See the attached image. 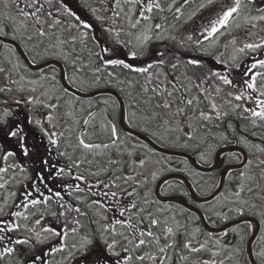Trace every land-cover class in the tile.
I'll use <instances>...</instances> for the list:
<instances>
[{
  "label": "snow or ice",
  "instance_id": "obj_1",
  "mask_svg": "<svg viewBox=\"0 0 264 264\" xmlns=\"http://www.w3.org/2000/svg\"><path fill=\"white\" fill-rule=\"evenodd\" d=\"M52 2L15 0V17L0 14V50L11 53L18 47L17 41H23L31 45L32 52L31 60L24 57V65L18 59L16 63L0 60L7 65L0 66V189L21 185L19 197L13 193L11 204L7 200L0 204V264H81L90 255L96 257L94 264H170L168 253L178 247L174 237L181 226L176 222L174 230L167 218H160L164 208L152 207L167 198V191L159 199L150 198L151 182L162 171L184 174L171 183L163 180L167 190L183 187L191 177L200 190L183 195L198 203L197 210L208 205L219 220L232 221L231 231L239 239L257 230L252 219L264 218V136H256L257 130L264 129V0H206L199 8L214 5L212 14L202 16L204 23L180 40L162 33L176 27L168 23V15L180 22L193 0H104L100 9L104 14L96 20L108 25L102 31L112 43L93 39L100 51L91 55L101 67L92 73V83L82 78L84 65L79 55L73 58V54L88 36V31L79 29L92 30L93 25L82 21L62 0L51 10ZM62 12L75 22L62 21ZM195 15L190 13L188 19ZM122 34L128 39H120ZM221 37L230 38L222 46L228 49L231 45L232 54L229 59H224L223 53L215 57L221 68H207L202 57L221 47ZM153 39L164 43L154 49L150 62H128L143 57ZM186 47L200 55L188 56L187 51H181ZM178 52L187 59L181 60ZM65 64L71 65L67 74ZM181 66L186 71L177 74ZM109 67L144 77L138 95L130 97L126 123L131 127L123 136L108 118L110 96L97 98L96 103L104 105V119L91 132L87 127L100 74ZM14 71L19 76L15 80L11 79ZM29 74L35 78L25 83ZM119 75L107 72L118 84H131L127 78L120 81ZM85 99L89 119H83L73 144L74 126L79 124L77 116ZM25 109L28 112L21 119L20 112ZM242 121L246 123L239 133ZM86 136L107 139L94 143L87 142ZM129 140L135 144L129 145ZM177 148L183 150L182 158L174 151L165 154ZM77 151L81 154L74 155ZM189 153L198 157L191 165ZM154 156L159 159L153 161ZM93 164L96 171L91 170ZM149 164L153 167L143 171ZM200 165L219 171V182L210 177L208 187H202ZM82 166L87 167L81 170ZM91 177L96 179L89 183ZM69 190H87L86 195L92 198L77 195L74 199L79 203L74 204L65 200V195H72ZM53 200L59 209L50 213L54 224L47 223L43 212H29ZM9 208L15 210L6 211ZM184 211L190 219V209ZM230 213L240 220H233ZM84 216L89 217L91 229L81 223ZM220 234L230 235L228 230ZM208 236L214 238L212 233ZM214 239L220 244L218 237ZM179 247L190 253L210 251L207 240L193 246L187 239ZM230 250L237 255L242 252L235 244ZM176 255L188 259L179 252ZM199 264L217 262L203 260ZM245 264H264V237Z\"/></svg>",
  "mask_w": 264,
  "mask_h": 264
},
{
  "label": "trees",
  "instance_id": "obj_2",
  "mask_svg": "<svg viewBox=\"0 0 264 264\" xmlns=\"http://www.w3.org/2000/svg\"><path fill=\"white\" fill-rule=\"evenodd\" d=\"M82 2H83L82 3L83 4L82 7L85 9L84 12L95 14L96 11H93V10H95L93 5H91V6L87 5V2L85 0H83ZM11 13L15 14V16H16L15 0H0V14L9 15ZM171 18H173V17L172 16L171 17L168 16V19H171ZM94 20L97 22V24H102V26L104 25V22L96 20V19H94ZM88 33H91V34H88V36L85 38V44H83V45L77 44L76 45L77 51H76V53L73 54V56L79 55V57H80V59L82 61V64L84 65L83 70H82V78L87 83H90V78H91V80L95 79V77L92 75V73L95 71V69L97 67H101L100 61L96 57L91 55V53H95V52H99L100 51V48L93 44V39L94 38L95 39H99L101 41V43H104V40H103L104 37L99 38L98 36L94 35L92 32H88ZM65 36H67L66 33H65ZM120 39L127 40L128 37L122 34L120 36ZM154 41H151L150 43H152ZM20 42H21V44L23 45V47L25 48V50L27 51V53L29 54V56L32 59V52L29 50L31 48V45L30 44L26 45L23 41H20ZM169 43H171V42H169ZM80 47H81V49H83V51H81ZM145 53H146V51H145ZM5 58L11 59L12 63H16V61L18 59L19 63L21 65L25 64L24 61L21 59V57L19 56V54L16 52L15 49L11 53L3 51V50H0V60H4ZM128 62L137 64L135 61H132L131 59L128 60ZM138 65H143V64H138ZM0 66H7V65L0 64ZM65 67H66L67 71L71 69V65H69V64H65ZM77 67L79 68L81 66L77 64ZM109 71L120 73L118 79L120 81H125L126 78H127L128 80L131 81V84H129V83H119L118 84L116 80H111L107 76V72H109ZM185 71H186L185 68L183 66H181L180 68L177 69V74H182ZM19 74L22 75L23 71L20 70ZM18 78H19V76H18L17 72L14 71L13 74H12L11 79L15 80V79H18ZM34 78H35V76H32L31 74L27 75L25 77V83H26V81L28 79H34ZM181 78H183V77H181ZM137 81H139V83H137ZM58 83H61V81H59V79H58ZM143 83H144L143 75L136 74V73H128L127 70H122L120 68L109 67L107 69H102V73L100 74L99 87H112V88L117 89L121 93V95L123 96V98L125 99V102H126V117H127L128 113H129V107L128 106L131 103L130 97H135V96L138 95V93L140 92V85H142ZM0 86H3V84L0 83ZM13 87H15V86H13ZM93 89H95V87ZM109 96L112 98L109 101V104H110L109 111L111 112V116L110 117H112L114 119V121L116 122V124L118 125L117 122H118L119 114L117 112V108H118L117 98L114 95H111V94H98V95L92 97L93 107L91 108V110H93L95 108H100L101 111L97 112V114L90 120V123L88 125V130L89 131H92V128H93L92 121H93V119H95L100 114H103V116H104V112H103L104 105L102 103L97 104L96 103L97 98H100L102 100V99L107 98ZM61 103H63V101H61ZM26 110L28 111V109H26ZM87 111H88V106H87V101L85 99L84 108L78 113V116H77V120L78 121L80 120V122H79L78 125L74 126L75 128L76 127H79V128L81 127V124L83 122L84 117L87 114ZM110 117H108V118L110 119ZM244 123H246V122H244V121L241 122V127L238 130L239 133L243 132V124ZM120 133L123 136V135H127L128 132H126V131H124V130H122L120 128ZM261 134L264 135V133H261ZM258 137H262V136L260 135ZM93 140H98V138L97 137L96 138L93 137ZM257 142H259V139H258ZM128 143H129V145L135 144L133 142H130V140L128 141ZM141 143H143L142 140H141ZM177 149H179V148H177ZM100 151H104V150L100 149ZM79 154H81V153L79 152ZM193 156L196 159H198V157H196L194 154H193ZM177 157L182 158L181 156H177ZM113 158H115V157L113 156ZM154 158L157 160V159H159V156H154ZM133 159H135V157H133ZM189 164L191 165L190 161H189ZM203 166H205V165H203ZM85 167H87V166H85ZM91 170L92 171H96V165L95 164H93L91 166ZM200 172H201V175L204 177V181H203V183L201 185L204 188L208 187L209 182H210L209 181L210 177H215L217 182H219V180H220L219 171H215V172L214 171H211V172L200 171ZM166 173H169V172L168 171L160 172L158 179L161 176H163L164 174H166ZM100 178L104 179L105 177L101 176ZM188 178L191 181V184H192L194 190L195 191H199L200 189L195 187L193 179L191 177H188ZM95 179H96V177H91V181L92 182H94ZM157 180L151 182L152 196L150 198L154 199V200L158 199L156 194H155V183H156ZM173 180H174V178L173 179H169L168 181L171 183V182H173ZM93 191H95V189H93ZM161 191H162L163 194H165V192L167 191L168 194H179V195L185 196V195H183V193L185 191H189L190 192V189L184 183L183 187H180V188H178L175 191L167 190L165 188L164 184H163ZM88 197L92 198L91 196H88ZM185 197L190 202H193L191 197H189V196H185ZM210 203H215V202L214 201H210ZM152 207L153 208H160V207L164 208V211L162 212V215H161L160 218L161 219L167 218L168 221H169V226H173L174 230L176 229V222H179V225L181 226L180 227V231L174 237L178 247L175 250H169V253H168L170 255V257H171L170 264H199L200 261L206 260V259L201 257L200 252L199 253H190L187 250H183L181 247H179L180 243L182 241H186L187 239H191L193 241V246H196L197 242L202 243L203 239L204 240L209 239L208 234L211 233V232L205 230V228L202 225L201 220L198 217V214L195 211L190 209L191 218L189 219V218H187L188 214L185 213V211H184V209H188V208H186L185 206H183L179 202H168V201L167 202H163V201H160L158 204H154ZM201 209L203 210V212H204V214L206 216V219H207V221H208V223L210 225H212V226H220V225H222L225 222L224 220H219V218H217L215 215H213L212 210L209 209L208 205H204V207H202ZM217 210H219V209H217ZM104 214L107 215V213H104ZM229 215L232 216L233 218H237V216H235L234 213H230ZM259 218L263 219L261 217H259ZM81 222L84 223V226H85L86 229H91V224L89 223V220H87V222H85V218H81ZM232 227L227 229L229 231V233H230V235L227 236V237H224L220 233H212L214 238L218 237L219 240H220V244H219V246H220V256H219V258L217 260V264H219V262L221 260L224 261V264H245V260L248 259V255H247L246 245L245 244H246V241H247V238H248L249 235H245L244 239L241 240V239H239V237H238L236 232H232L231 231ZM120 230L124 231V229H120ZM262 237H264V229H262L261 233L259 234V236H258V238H257V240L255 242V247H254L255 248L254 249L255 252H256V250L258 248V244L261 242V238ZM214 238L213 239H209V241L215 243V239ZM171 239L172 238H170L169 242H171ZM160 243L163 244L164 241L161 240ZM226 243H227V247H225ZM233 244L239 246L242 249V252L240 254H238V255L234 254V250H230L231 246ZM177 252H179L180 255H182V256H187L188 259L186 261L185 260H181L176 255Z\"/></svg>",
  "mask_w": 264,
  "mask_h": 264
},
{
  "label": "rangeland",
  "instance_id": "obj_3",
  "mask_svg": "<svg viewBox=\"0 0 264 264\" xmlns=\"http://www.w3.org/2000/svg\"><path fill=\"white\" fill-rule=\"evenodd\" d=\"M80 3H81L80 0H62V4L63 5H66L68 9H70L71 11H73L75 13L76 12H79L80 13V12H84L85 11V9L83 7H81V4ZM93 3L101 6V4L104 3V0H93ZM201 3H206V0H193V2L188 6L187 10L185 11V15L181 18L180 22L175 21L174 18L168 19V23L169 24H175L176 27L174 29H172L171 31H169V32L162 33V35H165V36L166 35H172V36H175L177 40H180L182 37L188 35L189 32H192L195 29H197L199 25H201L202 23H204V21L201 19V17L202 16L206 17V16L211 15V12H209V11H211L214 8V5H208L206 8L200 9L199 8V5ZM59 6H60V3L58 2V0H53L51 10L55 11V9L57 7H59ZM127 10H128V6H125V11H127ZM192 12H195L196 15L193 16L191 20H189L188 19V16ZM86 15H88V14H84L83 13V16H86ZM168 16L171 17V15H168ZM80 18L84 19L81 16H80ZM17 19H19V17H17ZM84 21H85V19H84ZM72 34H74V31H72ZM95 35L98 36L99 38L102 37L101 36V33L99 35L96 33ZM228 39H230V38H228ZM228 39H226L224 37H221L220 38L221 47H219L218 49H211L210 50L211 53H212L211 56L204 55L202 57L204 59V61H205V64H206L207 68H221V65H219L216 62V60H215V57L218 56L220 53H223V58L224 59H229L230 58V56L232 54L231 45H229L228 49H225L222 46V45L228 43ZM105 41H107L108 43H112L111 37L106 36V35H105L104 42ZM153 41L154 42L149 43L146 46V49H145L146 53H145L144 59L147 58L146 61H145L146 63L147 62H150L153 59L154 49L163 47V43H164L163 41H159V40H156V39H153ZM134 43H135V41H134ZM181 51H187L188 52V56H191V57H197V56L200 55V53H198V52H196L194 50H189L187 47L184 48V49H181ZM176 55L180 56V53L178 52V53H176ZM121 58H123V57H121ZM180 59L181 60H186L187 57L186 56H180ZM128 60H130V58ZM78 65H80V64H78ZM207 68L204 69V70H207ZM94 80L95 79H92L91 80V78H90V83H92ZM119 109H120V104L118 103V108H117L118 114H119ZM103 119H104L103 114H100L99 116H97L92 121L93 126L95 125V123L97 124V122H99V121H101ZM79 122H80V120H79ZM78 131H79V127H76L75 128V133H78ZM130 142L135 143L134 140H130ZM74 155H80V154H79V152H76ZM89 158L91 159L92 156L91 155H88V159ZM151 159L153 161L156 160L154 157H152ZM150 167H153V165H151V164L146 165V167H145V169L143 171H146L147 168H150ZM159 174H158V177H159ZM10 188L12 189L13 192L6 191V188L2 190V192L0 194V202L1 203H3L5 200H7L8 203L10 204L12 202V200H13L12 194L13 193L14 194L19 193V191L21 190L20 189L21 188V185L19 183H17V184H14V185H10ZM65 200H67L66 195H65ZM62 202L63 201H61V203ZM37 214H39V212H37ZM44 215H45V218H46L47 223L51 224L53 221L55 223V220H53V218H51V217L49 218V214L44 213ZM34 218L35 217H33V219ZM29 226L30 227L33 226L31 221H29ZM36 227L39 229L40 226H36ZM206 240L208 242V248L210 249V251H202V252H200V255H201L202 258H204L206 260H215L217 262V260H218V258L220 256V246H219V244H216L214 242H210L209 239H206ZM204 241L205 240L203 239L202 240V243ZM198 243H200V242H197V244ZM212 252H216V253H218V255L212 256L211 255ZM95 260H96L95 255H91V257L89 256V258L87 260V263L88 264H94ZM81 264H84V262L81 261Z\"/></svg>",
  "mask_w": 264,
  "mask_h": 264
},
{
  "label": "water",
  "instance_id": "obj_4",
  "mask_svg": "<svg viewBox=\"0 0 264 264\" xmlns=\"http://www.w3.org/2000/svg\"><path fill=\"white\" fill-rule=\"evenodd\" d=\"M17 44H18L17 50H18L19 54L21 55V57L24 59V57H27V55H26L25 52L22 50V48H21V46H20V44H19L18 42H17ZM28 59H29V58H28ZM24 60H25V59H24ZM60 63H61V62H60ZM58 66H59V65H58ZM95 91H97V90H95ZM95 91H94V92H95ZM100 92H109V93H113V94H115V95L118 97V99H119V101H120V103H121L120 124H121V126H122L125 130H129L130 127L126 125V123H125V119H122V116L124 117V113H125V103H124V100H123V98L121 97V95H120L115 89H113V88H104V89H103V88H100L99 91H98V93H100ZM98 93H97V94H98ZM92 112L95 113L96 110H95V111H92ZM86 119H89V117L87 116ZM159 147H162V146H159ZM173 151H174L175 155H181V156H182L183 151H181V150H172V151L166 152L165 154H173ZM189 156H190V159H189V160H190L191 162H192V160H196V159H195L190 153H189ZM199 169H200V170H204V171H211V170H208L207 167H202V166H200ZM171 177H180V178H183V177H184V174H182V173H180V174L170 173V174L164 176V177L158 182V184H157V187H156V192H157V193H159V189H160V186H161V184H162V181L165 180V179H169V178H171ZM185 182H186V184H187L188 186L190 185V182H189L188 179H186ZM189 188L191 189V191H193V189H192L191 187H189ZM166 199H167V200H176V199H180V200H181V203H183L185 206H187V207L190 208L191 210L196 211V212L199 214L200 219H201V221H202V224H203L204 227H205L207 230H209V231H212V232H221L222 230H225V229L229 228L230 226H233L232 221H229V222L225 223L224 225H222V226H220V227H211V226H209V225L207 224V222H206V218H205V215H204L203 211H202L200 208H199V210H197L198 207H197L196 205H192V204L188 203V201H187L185 198H183V197H181V196H177V195H171V196H168ZM239 220H240V219H236V221H239ZM252 220L256 221V224L258 225V229L255 230V231L253 232L252 236L250 237V239H249V241H248V245H247V250H248V253H249V254H250V252H251V254L254 256V254H253V249H252V244H253V242H254V240H255L257 234H258L259 227H260L259 225H260V224H259V222H258L257 220H255V218L252 219Z\"/></svg>",
  "mask_w": 264,
  "mask_h": 264
},
{
  "label": "flooded vegetation",
  "instance_id": "obj_5",
  "mask_svg": "<svg viewBox=\"0 0 264 264\" xmlns=\"http://www.w3.org/2000/svg\"><path fill=\"white\" fill-rule=\"evenodd\" d=\"M213 10V9H212ZM212 10L211 11H209V12H211V14H212ZM27 113V111H25V110H23V111H21L20 112V118L21 119H23L24 117H25V114ZM29 171H30V173H31V169H29ZM60 187V185H59V183H57V188H59ZM6 188V191H11V192H13L12 191V189L10 188V185L9 186H6L5 187ZM5 188H3V189H5ZM3 189H0V194H1V192H2V190ZM21 189V188H20ZM43 190V189H42ZM21 191V190H20ZM20 191H19V193H16L15 194V196L16 197H19V194H20ZM69 191H71L72 192V195L71 196H67L66 195V197H67V200H69L70 202H72V203H74V199H73V197H75L74 196V193H75V191L74 190H69ZM87 193V190H85V194ZM12 203V202H11ZM10 203V204H11ZM0 204H2L1 202H0ZM11 210H15L14 208H10L9 210L8 209H6V211H11ZM59 209H58V205H57V202L55 201V200H53V201H50L49 202V204L48 205H40V206H37V208L36 209H29V212H32V211H35V212H44V213H46V214H49V218L51 217V218H53V220H55V218L54 217H52L51 216V212H56V211H58ZM24 221H21V223H23ZM51 224H54V221L51 223ZM90 257H91V255H90ZM59 258V257H58ZM84 262V261H83ZM84 264H88L87 263V261L86 262H84Z\"/></svg>",
  "mask_w": 264,
  "mask_h": 264
}]
</instances>
